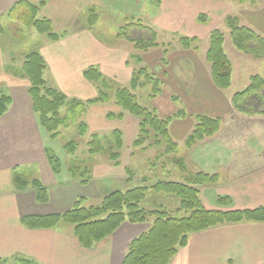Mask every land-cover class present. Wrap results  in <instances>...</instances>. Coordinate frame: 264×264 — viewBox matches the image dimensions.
<instances>
[{
  "label": "crops",
  "instance_id": "0c3cea01",
  "mask_svg": "<svg viewBox=\"0 0 264 264\" xmlns=\"http://www.w3.org/2000/svg\"><path fill=\"white\" fill-rule=\"evenodd\" d=\"M16 1L18 0H0V22L4 26V31L0 35V92L11 97L7 111L0 116V258H12L11 264H20L14 257L29 259L36 264H121L131 240L146 232L151 225L150 222L124 221L112 234L90 248L82 247L69 228L58 226L31 229L21 224L20 219L23 216L61 212L72 199L80 195L77 191L69 192L68 185L71 187V184L57 178L62 177L63 172L55 176L51 170L45 147H50L53 141L39 125L37 116L32 111L31 99L27 92L29 83L21 71V64L30 52H39L46 65L44 72L46 80L67 97L87 100L98 93V87L83 76L84 70L88 67L94 66L99 69L105 78L118 85L116 87H126L129 86L133 70L139 66L156 65L155 68L153 66L154 72H151L155 76L158 74L166 78L167 66L162 65L167 62L165 59L167 51L162 45V51L157 53L156 57L148 59L150 50L159 49L158 36L156 47L141 51L136 50L128 40L117 39L116 34L109 41L104 34L101 36L95 34L94 25L98 21L90 28L87 26L90 7L96 10L98 16L101 10L107 12L115 10L131 15L139 9L141 1L147 2L146 0H46L38 17L48 18L53 30L62 33L63 36L53 42L45 35H41L33 48L23 49L15 54L9 46H22L28 42L29 37L35 36L32 28H22L4 17L6 11ZM27 1L37 4L40 0ZM158 2L159 28L168 29L176 34L178 44L181 36L198 39L188 49L182 48L179 44L177 58L187 60L188 68L177 70L181 74L174 73L169 77L170 80L184 84L183 89H187L186 96L190 100L197 101L198 98L206 100V104L202 106L204 112L213 109L215 112L225 110L229 114L232 109V95L243 87L241 85L240 88L232 90L231 86L236 76L240 75L243 67H252L260 60L237 51L233 45L227 47L229 30L219 25L224 23L227 16L233 15L238 18L241 25L264 36V33L257 28L256 21L247 22L235 12L237 6H241L246 13H252L256 1L251 3L238 0H159ZM201 14L205 16L204 21H198V16ZM213 29H219L224 33L223 47L233 69L231 86L223 90L214 85L210 76V65L205 60L209 33ZM4 45L9 49L5 50ZM130 59L134 61L130 63ZM159 64L161 66L157 67ZM245 69L249 70L248 67ZM251 75L254 74L248 72L244 87L249 83ZM138 89L133 90V93L137 95ZM120 112H123L121 119L107 118L108 113ZM215 112L210 113L215 114ZM82 119L91 134H106L113 129L122 131L123 146L120 149L119 163L113 164L110 160V163H104L97 159L99 162H94L91 166L93 171L91 177L97 178V182H107L106 189L102 191L107 194L112 190H119L109 182L129 180L127 173L130 175L129 163L132 159L131 154L134 153L131 151L134 148L132 142L138 134L139 119L123 111L112 98L107 102L88 106ZM177 121L178 119H173V122ZM171 123L172 121L170 125ZM128 148L130 153L127 155ZM238 150H241L239 155L235 147L231 148V155L236 152L239 157L235 154L230 157L225 151L227 157L218 156L214 159L218 162V167L210 164L211 170L216 171L221 177L225 175L223 169H226L227 177L224 180L219 177L222 180H219L216 188L211 189L213 196L207 197L206 193L201 192L203 200L208 199L207 206L216 205V195L231 197L233 205L231 209H251L264 204V160L262 162L258 157L261 150L259 147L254 149L256 153L253 154L256 157L244 154L242 151L244 149ZM100 154L105 160L109 159L106 153ZM201 155L196 158L197 163L209 164L207 158L205 159L208 154ZM76 157L69 156L67 162L72 161L73 167L82 169L81 160ZM96 158L98 156L94 157V160ZM223 162H228L226 167L222 165ZM19 178L28 183L36 180L41 187L47 189V192L35 186L22 189L18 186ZM30 187L38 189L40 202L35 201L36 190H30ZM169 264H264V223L220 224L190 233L186 245L178 250Z\"/></svg>",
  "mask_w": 264,
  "mask_h": 264
},
{
  "label": "trees",
  "instance_id": "16d2710c",
  "mask_svg": "<svg viewBox=\"0 0 264 264\" xmlns=\"http://www.w3.org/2000/svg\"><path fill=\"white\" fill-rule=\"evenodd\" d=\"M238 1L254 2V0ZM45 4L46 0H40L37 4L27 0H18L10 6L4 17L22 28H32L38 34L45 35L50 41L55 42L63 34L53 30L48 18L38 17L39 11ZM204 18L205 16L201 14L198 16V21H204ZM98 19V13L93 7H90L87 26L92 27ZM130 19L120 26L117 37L132 42L134 47L141 51L158 45L156 32L152 28L141 24L140 19L135 20L133 17ZM225 25L229 29L231 43L236 50L250 55L254 59H264V36L240 25L236 16H227ZM3 31L4 26L0 22V35ZM197 40L196 37L181 36L179 44L182 48L188 49ZM223 43V32L219 29L211 30L205 59L210 65L211 80L221 90L227 89L232 79V64L224 51ZM45 66L40 53L32 51L22 61L21 71L29 83L27 92L31 99L32 111L36 114L39 125L47 132L50 139H55L59 128L67 127L69 124H75L79 135H84L88 129L82 119L86 108L93 104L107 102L112 98L118 107L139 119L138 134L133 141L134 146L141 145L150 139L151 145L163 147L164 154H170L176 150L177 145L172 141L168 127L174 118L184 117V111L179 110L171 116L160 118L154 110L141 104L137 95L133 93V90L145 86H150L149 95L151 97H155L161 92V82L147 67L135 68L129 86L113 87L112 93L109 94L110 80L105 78L99 69L90 66L84 70L83 76L98 87V95L87 100H78L68 98L62 91L49 85L44 76ZM252 98L257 99L261 106L255 108L250 102ZM231 103L238 112L248 115L264 114V77L250 76L247 87L235 92L231 97ZM10 104V95L0 92V116L7 111ZM122 117V113L107 114L109 119H121ZM195 119L196 124L185 141L187 147L198 140L213 135L218 131L221 123L219 118L206 115H196ZM122 144V133L118 129L103 135L93 133L87 143L90 154L104 152L116 164L120 158L119 150L122 148ZM75 145V141H71L66 147L71 150ZM45 153L52 172L59 174L61 163L52 148L45 147ZM179 164L182 167L185 166L181 161ZM216 180V175L197 172L185 176L183 181L159 180L155 182L151 186L154 191L168 193L178 199V210L182 212L180 216L171 215L161 206L152 210L140 207L148 190L146 186L141 185L125 191L116 190L108 193L99 205L83 206L81 203L84 198L80 197L64 213L23 216L20 222L23 226L31 229L53 228L60 222L73 225V235L84 248H90L112 234L124 221L130 223L150 222L151 225L146 232L131 240L121 264H169L178 250L186 245L190 233L220 224L264 223V204L251 209H231L233 205L229 196H217L215 204L226 210L206 209L199 197V186L213 183ZM17 182L22 189L35 186L45 190L36 180L28 183L19 178ZM14 259L21 264H36L25 258L14 257ZM7 263V258H0V264Z\"/></svg>",
  "mask_w": 264,
  "mask_h": 264
},
{
  "label": "rangeland",
  "instance_id": "374dc122",
  "mask_svg": "<svg viewBox=\"0 0 264 264\" xmlns=\"http://www.w3.org/2000/svg\"><path fill=\"white\" fill-rule=\"evenodd\" d=\"M146 1L147 2L141 1L139 9H136L137 11L136 10L134 11L135 14H131V15L130 14L126 15L124 13H120L115 10H111L108 12L101 10L102 12H100L99 14L100 17L98 19V23L94 25L93 31L95 34L99 36L104 34L105 38H109L108 41L111 40L115 34H116L115 36L117 39H122V38L117 37V33L119 31L120 26H123V24H125L127 20H131L130 17H133L135 20L140 19L141 24L152 28L156 32V39L158 36L159 49L152 50V51L150 50L148 53V59L154 56L156 57L157 53H160V51H162L161 46L163 45L164 49L167 51V55L165 56V59L167 62L164 63L162 66L164 67L167 66L166 67L167 75H166V78H163L160 75L158 76V74L156 75V78H158L159 81L161 82V92L160 94H158L156 99H154L156 96L151 97L149 95L150 86H145L144 88L138 89V92H137L138 101L141 104L147 106L148 108L154 110L155 113L159 115L160 118H165L169 115L171 116L179 110H183L185 113V116L177 117L176 118L178 119L177 122H173L172 120L171 125L169 124L170 128L168 127L169 135L172 141L175 142L177 145V148L176 150H174V152L170 154H164L163 147L151 145L150 139L146 140L141 145H137V146H134L132 142V146L134 148L131 149V151H133L134 153L131 154L132 159H130V163H129L130 169H131V171L129 172L130 175H128L127 173V176H128L127 178L129 180L128 181L127 180L126 181L125 180H122V181L114 180L109 183L110 184L112 183V185H114V187L119 189L120 191H125L132 187L144 185L148 188V190L145 194V198L140 203V207L146 210H152L158 206H161L163 209L167 210L171 215L180 216L182 215L181 214L182 212L178 210V205H179L178 199L175 196L170 195L168 193L156 192L153 190L151 186L154 185V183L159 180L183 181V178L185 176L187 177V175L189 176L190 174H193V173L204 172L210 175H216L217 180L213 183H207V184L201 185L202 187L199 186V197H200V200L203 206L206 209L226 210L224 209V207L219 208L217 205H214V204H213L214 206H209V205L207 206L206 201L208 202V199L206 198L207 200H203V196L201 195V192H202V194L206 193L207 197H209L210 195L213 196L211 189L213 190V187L214 188L217 187L219 180H222V179L224 180L227 177L226 169H223L224 170L223 173L225 172L224 173L225 177L224 176L221 177V175L217 174L216 171L211 170L210 164L212 166L218 167L219 166L218 162L214 161V159H216L215 157H218V156L227 157L225 154L226 152L229 154L230 157L233 156L234 154L235 156L239 157L238 155L241 150L239 151L238 149H244L242 150L244 154L248 156L256 157L253 154V153H256L254 150L256 147H259V149L261 150V152L258 153L259 154L258 157L263 162L264 160V114L262 115L244 114V113L238 112L233 106L229 114H227L225 110L215 112L213 111V109H211L210 112H215V114H212L208 111H205L206 112L205 113L203 111L202 106L206 104L207 102L206 100H203L202 98H198L197 101L190 100L186 96L187 89H183L184 84H177L174 82V80H170L169 78L172 75H174V73L181 74V72H177V70L179 69L181 70L183 68L187 70L188 68L187 60L177 58V49L179 46L177 35L172 33L168 29L158 27L157 25L158 24L157 4L159 3L158 0H146ZM255 1H256V6L254 10L252 11V13L250 14L246 13L244 8L241 6H237L238 9L235 12H238L240 18L244 19L247 22L256 21L258 23L256 24L257 28L261 31V33L262 32L264 33V0H255ZM229 16H233V15H229ZM224 23H225V20H224ZM224 23H221L219 26L223 29H226L227 26ZM34 33H35L34 34L35 36L29 37L28 42L25 43L24 45L22 46L13 45L9 47L15 54L17 52L22 51L23 49L33 48V46H35V43L39 39L38 37H41V34H38L37 32H34ZM229 37L230 35L229 36L227 35L226 43H229L227 47L232 45L230 41L231 39L229 40ZM9 47L7 45H4L5 50L9 49ZM147 50H143V51H147ZM255 60H260V62H257L256 64L252 65V67L246 66L249 68V70L245 69L246 67L242 68L240 75L239 74L237 75L239 77L237 78L236 76L237 79L235 78V81L233 82V86H231L230 84V86L232 87V90H235V88H240L241 85H243V87H241L240 91L247 87V86L244 87V82H245V77L247 76L248 72H250V74L251 73L254 75L257 74L261 77H264V59H255ZM133 61L134 60L132 59L129 60L130 63ZM153 66L155 68L156 65H153ZM153 66L147 65V68L150 72L151 71L154 72ZM160 66L161 64L157 65V67H160ZM232 72H233V69H232ZM186 74L187 73H185V75ZM231 82H232V79H231ZM49 85L51 84L49 83ZM109 85L111 87L109 89V94H111L113 91V87H116L118 85L111 80H110ZM97 95L98 93H95L92 96V98L96 97ZM178 96H179V101H177ZM250 100H252L250 102L255 108L261 106L260 103L257 101V99L252 98ZM120 113L123 114V112H120ZM163 115L165 117H163ZM196 115H206L212 118H219L221 121L220 127L218 131L215 132L213 135L207 136L203 138L202 140H198L195 143H193L190 147H187L185 145V141L196 124V119H195ZM182 118H185V120H183ZM58 132L59 133L56 136V138L53 140L51 139V141L53 142H51L50 147L52 148L53 152L56 154L57 158L59 159L61 163L59 174H61V172L63 173L61 174L62 177L58 176L59 174H55V173L53 174L55 176H58L57 178L64 179L63 181L65 183L71 184V187L70 185H68L69 192L76 193L77 191L80 195L75 197V199H72L66 206V209L64 210L62 209L63 211L53 212L49 214L64 213L65 211L69 210L72 207L73 203L80 197L84 198L83 202L81 203L83 204V206L87 207V206L99 205L105 195L113 191H116V190H112V191L110 190L111 192H108L107 194L105 191H102L106 189L105 186H107L106 184L107 182L106 181L97 182L96 180L97 178L96 179L92 178L91 175L93 171H92L91 166L94 165V162L98 163L99 161L104 162V163H110L109 162L110 159L106 158L107 160H105V158L102 157L103 155H101L100 153L90 154L88 152L87 143L90 141V137L92 135L91 133H89L88 129L86 133L81 136L79 135L77 131V126L75 124H69L67 127L59 128ZM183 134H186V135L184 136ZM122 137H123V133H122ZM71 141H75L76 145L70 150V149H67L66 145ZM122 143H123V138H122ZM47 145H49V143ZM233 147L236 148L238 155L236 152L231 155L232 153L231 148ZM139 149H141V151ZM75 151L77 154H75ZM126 153L127 155L130 153L129 148L126 150ZM119 154H120V150H119ZM201 154L202 155L208 154L205 157V159L207 158V162L209 164L202 163L199 165V163H197L196 158L200 157ZM71 155H73L74 157H76L77 155L76 159L81 160L80 168L83 167L82 169H79L78 167L77 168L73 167L72 161L71 163L67 162L68 161L67 158H69V156ZM158 155L160 156L158 157ZM96 156H98V158L94 160V157ZM97 159H100V160L97 161ZM180 161L183 162L185 166L182 167V165L179 164ZM118 163H119V160H118ZM113 164H116V163L113 162ZM227 164L228 162L226 163L223 162L222 165L226 167ZM90 168H91V171H90ZM229 171H231L230 168H229ZM64 174L67 177H65ZM219 177H221L222 179L221 178L219 179ZM31 187H30V190L31 189L36 190L35 201L37 203L40 202L38 200L39 199L38 189L31 188ZM121 188H123V190H121ZM45 190L47 192L46 188ZM97 193L99 195L100 194L102 195L98 196ZM70 194H68L69 197H71ZM216 196H220V195H216ZM221 196H225V195H221ZM58 226L69 228L71 230V233L73 234V225L60 222L55 227H58ZM11 260L12 258H9L7 264H11L12 263L10 262Z\"/></svg>",
  "mask_w": 264,
  "mask_h": 264
}]
</instances>
